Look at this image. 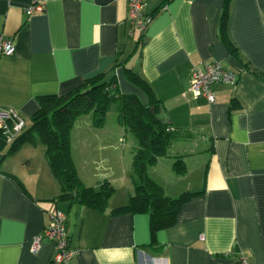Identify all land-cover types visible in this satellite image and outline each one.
I'll return each mask as SVG.
<instances>
[{
  "label": "crops",
  "instance_id": "crops-1",
  "mask_svg": "<svg viewBox=\"0 0 264 264\" xmlns=\"http://www.w3.org/2000/svg\"><path fill=\"white\" fill-rule=\"evenodd\" d=\"M34 1L0 0V34L14 43L13 53L0 58V107L20 113L28 126L39 97L64 95L119 63L121 93L148 101L126 67L164 104L172 127L188 135L149 176L169 197L199 194L182 206L174 226L153 236L147 214L112 213L134 192L137 144L119 123L96 128L88 114L71 131L82 183L115 188L105 211L59 199L38 140L13 153L0 143V264H53L54 241L46 238L31 252L52 209L66 216L69 246L77 251L72 264H238L242 256L264 264V79L243 65L264 74V0H146L152 21L140 45L139 31L129 35L128 0H39L44 11L27 15ZM214 62L238 73L239 82L215 85L216 102L209 104L189 86L193 68ZM119 143L130 147V168L123 165L121 175L109 171L108 156L96 160L114 147L117 169ZM124 155L125 149L123 163ZM177 158L184 175L174 171Z\"/></svg>",
  "mask_w": 264,
  "mask_h": 264
},
{
  "label": "trees",
  "instance_id": "trees-1",
  "mask_svg": "<svg viewBox=\"0 0 264 264\" xmlns=\"http://www.w3.org/2000/svg\"><path fill=\"white\" fill-rule=\"evenodd\" d=\"M222 31L226 37L224 28ZM142 39L143 32L137 45L141 44ZM229 48L233 55H237L233 45L230 44ZM243 65L264 79L263 73L251 69L247 63ZM119 66L117 63L110 71L87 79L64 95L39 97V111L12 144L9 153L26 143L35 144L39 139L44 146L50 171L60 185L59 199L105 211L115 194V188L108 181H104L99 188L87 187L82 183L71 153V131L75 122L88 114L93 116V125L102 128L111 106L115 105L118 123L135 139L137 146L131 170L134 192L126 205L112 210V213L147 214L154 236L174 226L182 206L199 194L184 192L176 198L169 197L163 187L149 176V168L160 158L169 156L172 144L188 138V135L172 127L164 104L136 72L126 67L127 78L147 95L148 101L144 103L135 94L121 93L115 74ZM0 143L4 145L2 137ZM173 168L179 175L187 173L180 158L175 159Z\"/></svg>",
  "mask_w": 264,
  "mask_h": 264
},
{
  "label": "built area",
  "instance_id": "built-area-1",
  "mask_svg": "<svg viewBox=\"0 0 264 264\" xmlns=\"http://www.w3.org/2000/svg\"><path fill=\"white\" fill-rule=\"evenodd\" d=\"M129 1V35L133 36L135 31L144 32L152 16L144 13L146 0ZM44 11L42 1H34L28 8L26 14L41 13ZM14 51V43L10 37L0 34V58L11 55ZM239 74L226 68L220 62H214L203 68H193L191 71L189 91L195 97H204L209 104H215L216 95L213 87L217 84H228L237 86ZM26 119L17 111L10 108L0 107V137L5 145H12L25 131ZM48 222L42 233L36 235L32 240L31 252L37 254L44 239H50L55 243V251L52 258L53 264H72V258L76 250L69 246V236L66 231V216L63 212L52 209L47 212ZM202 238V237H201ZM238 264H248L245 257H240Z\"/></svg>",
  "mask_w": 264,
  "mask_h": 264
},
{
  "label": "rangeland",
  "instance_id": "rangeland-1",
  "mask_svg": "<svg viewBox=\"0 0 264 264\" xmlns=\"http://www.w3.org/2000/svg\"><path fill=\"white\" fill-rule=\"evenodd\" d=\"M92 115V114H91ZM93 121V120H92ZM108 121L107 123L110 124L112 123V125H118V120H117V109H116V106L115 105H112L110 110H109V113L107 114V117H106V120L105 122ZM29 125V123H28ZM38 143L41 144L40 140L38 139ZM42 145V144H41ZM10 148V145H6L5 146V149L6 150H9ZM117 153L119 155V158H118V163H117V169H116V159L114 158V155L113 153L116 152L115 148H111L110 150L106 151L105 154H100L99 152L96 154V160L100 161L101 159L105 158L106 156H108L109 158V162H107V165H108V169L109 171H115L117 172L119 175H121V173H123V168H127L126 170H128L130 168V147H129V143H124V144H121L119 143V147L117 148ZM125 149V155H124V163L122 161H120V157H121V154L123 152V150ZM19 152V151H18ZM18 152L14 153V154H17ZM98 165H100L101 167V170H103V166H104V163L102 162V165L98 163ZM124 165V167H123ZM132 179V178H131ZM119 185H117L118 187ZM119 188V187H118Z\"/></svg>",
  "mask_w": 264,
  "mask_h": 264
}]
</instances>
